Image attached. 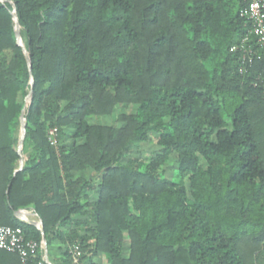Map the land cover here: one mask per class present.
<instances>
[{"label": "trees", "instance_id": "16d2710c", "mask_svg": "<svg viewBox=\"0 0 264 264\" xmlns=\"http://www.w3.org/2000/svg\"><path fill=\"white\" fill-rule=\"evenodd\" d=\"M248 4L0 0V226L42 245L29 263L57 240L66 264L72 248L84 264H264V48ZM152 134L159 149L131 156Z\"/></svg>", "mask_w": 264, "mask_h": 264}, {"label": "built area", "instance_id": "2783aa9c", "mask_svg": "<svg viewBox=\"0 0 264 264\" xmlns=\"http://www.w3.org/2000/svg\"><path fill=\"white\" fill-rule=\"evenodd\" d=\"M248 7L243 11L252 22L250 34L257 38L258 43L264 48V0H248ZM238 45L233 46L232 50H237ZM58 128H51L49 139L52 144H57ZM42 248L36 240L27 239L24 230L20 226L2 225L0 226V249L16 253L20 256L24 264L29 263L31 254L37 253ZM73 264H84L80 258L77 248L70 250ZM39 264H51L45 256Z\"/></svg>", "mask_w": 264, "mask_h": 264}, {"label": "crops", "instance_id": "0c3cea01", "mask_svg": "<svg viewBox=\"0 0 264 264\" xmlns=\"http://www.w3.org/2000/svg\"><path fill=\"white\" fill-rule=\"evenodd\" d=\"M94 195V194H93ZM16 214L23 220L31 222H40V217L31 210L20 209ZM44 256L48 258L51 264H66L65 261V246L57 240L52 241L50 245L45 242ZM0 264H23V261L17 254L0 250Z\"/></svg>", "mask_w": 264, "mask_h": 264}, {"label": "rangeland", "instance_id": "374dc122", "mask_svg": "<svg viewBox=\"0 0 264 264\" xmlns=\"http://www.w3.org/2000/svg\"><path fill=\"white\" fill-rule=\"evenodd\" d=\"M71 131L72 129L68 128V132ZM158 149H159V145L157 143V136L155 134H152L151 139L149 141L139 143L138 147H135L134 151L131 153V156L136 158L147 159L152 152L157 151ZM176 166H177L176 156L175 154H172L171 158L164 165L166 177L168 178L174 177ZM187 186L189 187V184H187ZM124 253L128 254V242H126Z\"/></svg>", "mask_w": 264, "mask_h": 264}, {"label": "water", "instance_id": "95a60500", "mask_svg": "<svg viewBox=\"0 0 264 264\" xmlns=\"http://www.w3.org/2000/svg\"><path fill=\"white\" fill-rule=\"evenodd\" d=\"M22 120L24 121V117H22ZM25 137H26V131L24 130V132H23V134H22V136H21V138H20L19 146H18V147H19V152H20V153L22 152V144H23V142H24ZM23 165H24V163H23V161H22L20 169L23 168ZM17 212H18V211H17Z\"/></svg>", "mask_w": 264, "mask_h": 264}]
</instances>
